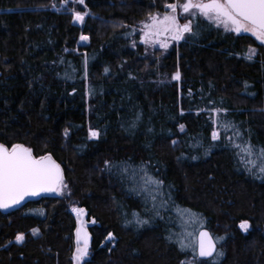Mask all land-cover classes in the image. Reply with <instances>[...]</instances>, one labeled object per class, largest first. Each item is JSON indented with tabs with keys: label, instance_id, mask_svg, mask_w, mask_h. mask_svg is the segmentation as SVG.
<instances>
[{
	"label": "trees",
	"instance_id": "obj_1",
	"mask_svg": "<svg viewBox=\"0 0 264 264\" xmlns=\"http://www.w3.org/2000/svg\"><path fill=\"white\" fill-rule=\"evenodd\" d=\"M60 1L0 0V143L51 154L67 186L0 210V264H72L73 206L89 220L81 264H264V173L234 146L264 148V45L189 14L192 32L150 55L130 32L176 0ZM191 213L223 255L198 258L190 236L181 249Z\"/></svg>",
	"mask_w": 264,
	"mask_h": 264
},
{
	"label": "snow or ice",
	"instance_id": "obj_2",
	"mask_svg": "<svg viewBox=\"0 0 264 264\" xmlns=\"http://www.w3.org/2000/svg\"><path fill=\"white\" fill-rule=\"evenodd\" d=\"M68 3V0H63ZM73 2L84 4L85 0H73ZM55 7V5H53ZM166 11L162 16L157 14H149L147 23L144 24L143 35L141 37L145 44L159 43L161 48L167 49L170 41H180L185 38L186 33L192 32L191 21L184 23L180 22L177 14V9L180 8L183 13H188L192 16H203L206 19L215 23L218 27L223 26L225 31H233L237 34L251 33L261 42H264V0H184L183 4L168 3L165 5ZM85 12L73 11V19L83 23ZM166 36L167 39H159ZM89 39L86 35H81V41ZM135 46V45H133ZM255 54L254 49H249L246 58L251 60ZM108 69H105L107 72ZM174 80L180 79V73L177 71L173 75ZM214 112L226 111L214 109ZM215 123V119L213 120ZM225 131L234 126L228 122L221 124ZM181 131L184 125H180ZM68 131L65 130L67 136ZM90 137H98L99 132L95 129H89ZM239 135V132H236ZM220 133L214 129L212 139H219ZM231 139V138H229ZM176 141H173L175 144ZM243 155L240 156L241 162L253 167L257 166V161H260L259 171L264 173V148L258 151L253 150L250 143L234 145ZM240 153H238L239 155ZM255 156V159L252 157ZM196 157H193L195 159ZM110 162L105 161V164ZM251 171V168H249ZM151 181V178H149ZM157 185L162 184V181H152ZM64 183L63 171L58 163L53 160L51 154L42 156L33 155V149L26 147L23 144H12L7 146L0 143V209H6L12 205L19 204L25 197L36 196L41 193H61L62 189L66 188ZM153 200L155 197L153 196ZM72 211L77 214L79 226L76 228V249L72 259L76 264H81L89 255V233L84 227V222L79 220L85 212L82 208L72 207ZM190 211V210H188ZM94 222V221H93ZM144 223L143 221H138ZM239 228L247 232L249 222L241 221ZM35 235L38 229H32ZM108 237H113L111 232ZM223 239L222 237L213 238L208 231H200L197 245L194 250L198 249V255L204 258H210L214 254L217 256L223 255L222 252L216 251V240ZM24 234L18 233L15 237L16 242H22ZM181 249L185 247L184 243L180 242ZM183 264V262H182Z\"/></svg>",
	"mask_w": 264,
	"mask_h": 264
},
{
	"label": "rangeland",
	"instance_id": "obj_3",
	"mask_svg": "<svg viewBox=\"0 0 264 264\" xmlns=\"http://www.w3.org/2000/svg\"><path fill=\"white\" fill-rule=\"evenodd\" d=\"M69 2H71V3H76V2H73V0H68V3ZM174 3H179V4H183L184 3V0H176ZM60 4H61V6H63V5H66V3H64L63 2V0H61L60 1ZM77 4H79V3H77ZM80 5H83V4H80ZM76 11H78V10H76ZM166 11H170V9H166V7L163 9V10H158V11H155V12H153L152 14H157V13H159L161 16L166 12ZM82 12V11H81ZM86 14H87V12L86 11H84ZM177 14H178V16H179V18H180V22L181 23H184V22H186V21H188L189 19H186V18H184L185 16H188L189 14L188 13H183L182 11H181V9L180 8H178L177 9ZM86 16V15H85ZM148 18H149V16H147L146 18H144V19H142V20H140V21H138V23H137V25L132 29V31L130 32V34H131V36H133L135 33H136V35H137V42H139V43H141V44H143L144 45V48H145V52H146V54H150V55H152L153 53H155L156 51L157 52H159V53H161V54H164L168 49H169V47L170 46H172L173 44H176L178 41H170V43H169V46H168V48L167 49H165V48H161L160 46H159V43H155V44H145L143 41H142V39H141V37H142V35H143V31L142 30H144V24L145 23H147V22H149L148 21ZM73 21L75 22V23H77V24H82L81 22H78V21H75L74 19H73ZM212 22V21H211ZM213 23V22H212ZM215 26H217L215 23H213ZM220 28H222L223 30H224V28H223V26H219ZM233 32V31H232ZM248 34H250V35H252L251 33H248ZM253 36V35H252ZM259 43H261L262 45H264V42H261L260 40H258L255 36H253ZM159 39H167V37L166 36H162V37H160ZM80 42H83V41H81L80 40ZM180 80V79H179ZM148 186H149V184H148ZM156 199V198H155ZM158 202H160V200H158ZM168 208V207H167ZM169 209V208H168ZM192 218H193V220H192ZM191 220L193 221V222H197V223H199V224H195L191 229L193 230V231H190V233H188L187 232V226L186 225H181V227H180V230L177 232V234H178V237L183 241V243H188V240H189V236H190V243L192 244V239L194 240V246H193V248H192V251H194V253H195V250H194V247H195V243H196V238H195V235H196V231H197V229H199V228H201L202 227V225H200V224H202L203 222L201 221V219L199 218V217H197L196 215H194V214H186V215H184V216H182V221H183V223H188V222H191ZM84 226L85 227H87V225H88V223H89V220L88 219H86V217L84 218ZM195 231V232H194ZM192 232V233H191ZM194 235V236H193ZM76 243H75V245H74V250H73V253L75 252V249H76ZM187 247L188 248H190V246H188V244H187ZM73 257V256H72ZM82 262V261H81ZM72 264H76V262L72 259Z\"/></svg>",
	"mask_w": 264,
	"mask_h": 264
},
{
	"label": "water",
	"instance_id": "obj_4",
	"mask_svg": "<svg viewBox=\"0 0 264 264\" xmlns=\"http://www.w3.org/2000/svg\"><path fill=\"white\" fill-rule=\"evenodd\" d=\"M53 158V157H52ZM54 160V159H53ZM57 163V162H56ZM61 167V166H60ZM62 169V168H61ZM55 193H41V194H39V195H36V196H28V197H25V199L24 200H22L19 204H17V205H12V206H10V207H8V208H6V209H0V210H2V211H9V210H13V209H16L17 207H19V206H21L22 204H24V203H26V202H28V201H32V200H35V199H38L39 197H41V196H45V195H54ZM74 214L77 216V214L74 212ZM84 218H85V212H84V214L82 215V216H80L79 217V220H82V221H84ZM79 226V224H78V217H77V225H76V228ZM85 227V226H84ZM86 228V227H85ZM86 230H87V228H86ZM202 230H204V231H208L209 232V230L208 229H206V228H200L198 231H197V233H196V245H197V241H198V237H199V233H200V231H202ZM88 232V231H87ZM210 233V232H209ZM211 234V233H210ZM89 240H90V235H89ZM75 243H76V230H75ZM216 249H217V245H216ZM196 255H197V257L198 258H200V259H208V258H204V257H200L199 255H198V249L196 250Z\"/></svg>",
	"mask_w": 264,
	"mask_h": 264
}]
</instances>
